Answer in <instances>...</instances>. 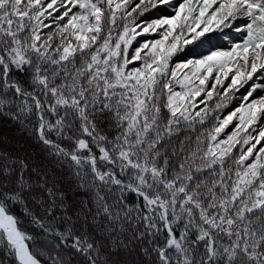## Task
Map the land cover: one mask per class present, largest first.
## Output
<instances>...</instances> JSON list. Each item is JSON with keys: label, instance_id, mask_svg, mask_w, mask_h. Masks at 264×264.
<instances>
[{"label": "snow or ice", "instance_id": "obj_1", "mask_svg": "<svg viewBox=\"0 0 264 264\" xmlns=\"http://www.w3.org/2000/svg\"><path fill=\"white\" fill-rule=\"evenodd\" d=\"M0 122V264H264V0H0Z\"/></svg>", "mask_w": 264, "mask_h": 264}, {"label": "trees", "instance_id": "obj_2", "mask_svg": "<svg viewBox=\"0 0 264 264\" xmlns=\"http://www.w3.org/2000/svg\"><path fill=\"white\" fill-rule=\"evenodd\" d=\"M214 44H222L223 41H216L215 39L213 40ZM199 51H206V49H201ZM7 135L10 138H14V129L6 127L3 122H0V136Z\"/></svg>", "mask_w": 264, "mask_h": 264}]
</instances>
